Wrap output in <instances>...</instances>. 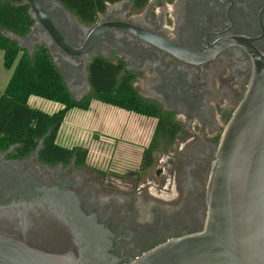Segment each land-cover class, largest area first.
I'll use <instances>...</instances> for the list:
<instances>
[{
	"label": "flooded vegetation",
	"instance_id": "flooded-vegetation-1",
	"mask_svg": "<svg viewBox=\"0 0 264 264\" xmlns=\"http://www.w3.org/2000/svg\"><path fill=\"white\" fill-rule=\"evenodd\" d=\"M39 1L75 49L106 25L92 50L79 56L49 45L39 23L26 36V48H48L76 101L91 94L93 59L121 63L135 91L157 104L179 131L158 139L153 166L139 168L128 180L104 176L76 159L44 164L41 145L25 156L15 147L0 151V209L37 202L44 187L71 192L81 211L107 231L115 264H129L163 243L201 232L212 164L250 85L256 55H264V0H148L142 9L122 0L107 4L92 25L79 22L57 0ZM151 169L154 177L146 179ZM0 228L6 224L0 222Z\"/></svg>",
	"mask_w": 264,
	"mask_h": 264
},
{
	"label": "water",
	"instance_id": "water-1",
	"mask_svg": "<svg viewBox=\"0 0 264 264\" xmlns=\"http://www.w3.org/2000/svg\"><path fill=\"white\" fill-rule=\"evenodd\" d=\"M23 5L47 32L49 45L69 56L91 51L106 30V25L98 26L78 50L39 0H24ZM4 35L33 52L34 46L25 47L26 37ZM43 194L37 202L0 209V222L7 227L0 228V264H115L107 231L81 211L74 194L53 187H44ZM207 204L201 232L163 243L129 264H264V55H256L250 85L224 131ZM10 222L15 228L8 227Z\"/></svg>",
	"mask_w": 264,
	"mask_h": 264
},
{
	"label": "trees",
	"instance_id": "trees-1",
	"mask_svg": "<svg viewBox=\"0 0 264 264\" xmlns=\"http://www.w3.org/2000/svg\"><path fill=\"white\" fill-rule=\"evenodd\" d=\"M79 22L92 25L103 14L107 4L122 0H57ZM148 0H130L142 9ZM24 0H0V52L4 53V67L13 74L0 96V151L11 147L23 156L34 152L43 141L39 160L49 166L70 163L73 159L86 165L89 152L83 147L65 148L58 144V136L68 114L73 110L89 111L93 102H100L146 119L156 120L153 141L143 150L140 169L153 166V155L160 138L174 137L178 125L155 103L146 101L135 91L131 77L124 74L121 63L103 58L93 59L88 66L91 94L76 101L67 89L64 78L46 46H35L32 53L21 48L4 33L25 38L34 25ZM31 97L59 104L62 108L47 114L29 104Z\"/></svg>",
	"mask_w": 264,
	"mask_h": 264
},
{
	"label": "rangeland",
	"instance_id": "rangeland-1",
	"mask_svg": "<svg viewBox=\"0 0 264 264\" xmlns=\"http://www.w3.org/2000/svg\"><path fill=\"white\" fill-rule=\"evenodd\" d=\"M16 64L13 69L7 70L4 67V53L0 52V96L4 92ZM29 104L33 108L47 114H53L62 108L59 104L36 97H31ZM107 109L113 113L108 112ZM119 114L120 111L117 108L112 106L105 108L104 104L103 106L96 104L89 112L80 111L75 114H68L64 125L66 123L71 124L76 119L78 123L75 124L80 132L76 133V141L68 138L61 139L62 134L63 136L67 134L70 136V125L66 126L65 132L62 129V134L59 135L58 144L65 148H86L89 152L87 165L90 169L96 170L104 176L112 175L115 178L128 180L129 174L139 171L140 153L142 154L144 147L149 144L156 122L152 119L139 118L132 114L127 117L121 116L125 117L122 119L118 118L119 116L117 115ZM105 117L108 118L105 119ZM110 125L112 126L110 127ZM129 130H131L132 136L140 134L142 137L135 149L126 143L129 142L125 137ZM159 162L160 160L156 158V163L158 164ZM157 164H155V169ZM145 174L149 175V178L146 179H153L154 177L152 169L145 172ZM150 189L151 193L157 194L154 188Z\"/></svg>",
	"mask_w": 264,
	"mask_h": 264
},
{
	"label": "crops",
	"instance_id": "crops-1",
	"mask_svg": "<svg viewBox=\"0 0 264 264\" xmlns=\"http://www.w3.org/2000/svg\"><path fill=\"white\" fill-rule=\"evenodd\" d=\"M96 104H99L100 106H103V104H101V103H98V102H93L92 103V105H91V107H90V110L89 111H91L92 109H93V107L96 105ZM106 107H110V106H108V105H105V108ZM118 109V108H117ZM81 110H73V111H71L70 113H69V115L70 114H75L76 112H80ZM89 111H81V112H89ZM107 111L108 112H110V113H113L111 110H109V109H107ZM118 111H120V114L119 115H117V116H119L118 118H122V119H124L125 117H127V116H129V114L131 115L132 113H128V112H125V111H123V110H120V109H118ZM79 115V114H78ZM133 116L135 115V114H132ZM121 116H125V117H121ZM135 116H137V115H135ZM137 117H139V118H144V117H141V116H137ZM108 117H105V119H107ZM109 118H111V117H109ZM102 119V118H101ZM104 119V118H103ZM148 120H151V119H148ZM143 122V121H142ZM78 123V122H76V119L74 120V122L73 123H71V124H69V123H66V125H62V128H61V130H60V133H59V135H61L62 134V129L64 130V132H65V128H66V126H68V125H70V129H69V134H70V136H68V134L67 135H65V136H63V134L61 135V139L62 138H68L69 140H72V141H76V133H78V131H79V129H78V127L76 126V124ZM75 124V125H74ZM112 125H110V127H111ZM80 132V131H79ZM112 132V131H111ZM113 133V132H112ZM107 134V133H106ZM144 134V133H143ZM114 136H115V133H114ZM126 137V139L129 141V142H126V143H128L133 149H135V147L139 144V140L142 138L141 137V135L140 134H137V135H135V136H132V134H131V130H129L128 132H127V135L125 136ZM119 138V137H118ZM121 138V137H120ZM60 138H59V136H58V140H59ZM117 140V139H116ZM147 146H145L144 148H146ZM143 148V149H144ZM143 152V151H142ZM140 155L142 156V154L140 153Z\"/></svg>",
	"mask_w": 264,
	"mask_h": 264
}]
</instances>
